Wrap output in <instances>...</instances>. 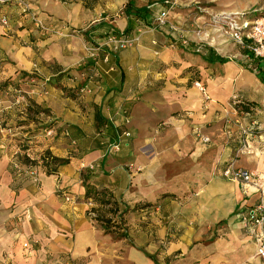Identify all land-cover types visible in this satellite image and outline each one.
I'll return each mask as SVG.
<instances>
[{
  "label": "crops",
  "instance_id": "obj_1",
  "mask_svg": "<svg viewBox=\"0 0 264 264\" xmlns=\"http://www.w3.org/2000/svg\"><path fill=\"white\" fill-rule=\"evenodd\" d=\"M27 1L44 24L64 32L89 27L88 37L124 34L128 19L126 35H135L163 9L132 0L145 8L143 19H135L124 12L129 0ZM2 15L10 27L0 25V79L75 72L80 40L39 37L12 4L0 5ZM151 40L108 52L106 62L97 63L101 80L91 95L70 99L47 87L46 96H34L50 113L42 123L53 128L51 137L27 139L25 118L0 130V264H264L240 225V212L255 204L259 191L221 175L232 161L230 146H223V109L233 94L264 101L260 70L248 69L242 56L243 62L221 64L210 50L202 57L180 49L159 55L166 67L151 76ZM195 71L209 100L189 82ZM7 106L0 105L4 125L12 123ZM25 141V150L16 148ZM116 143L118 149L109 150ZM252 145L234 166L256 172L264 191V145ZM45 152L66 163L52 173L41 160ZM29 158L38 165L37 183L12 170V161L25 166ZM105 217L121 219L124 236L104 232Z\"/></svg>",
  "mask_w": 264,
  "mask_h": 264
},
{
  "label": "rangeland",
  "instance_id": "obj_2",
  "mask_svg": "<svg viewBox=\"0 0 264 264\" xmlns=\"http://www.w3.org/2000/svg\"><path fill=\"white\" fill-rule=\"evenodd\" d=\"M146 1L149 4L159 2L160 7L167 10V20L173 29L167 26L154 28V18V21H152V23L147 27L137 28L140 29V33L127 35L128 37L134 39L135 42L132 46L121 50H131L137 47L141 44L144 37L152 39L151 41H153V43L151 44V48H148L146 51L151 52V55L156 57L155 61L149 65L151 76H154L155 73L160 72L166 67V64L162 62V58H159V55L163 52H168L172 55L176 54L175 52L182 53L180 49H187L194 55L202 57H206L208 50H210L218 56L227 59L228 62H243L241 57L242 52L239 51L238 47L231 42L223 45L222 47L224 49L219 51V45L217 44V42H219V38H217V34L213 32V29L217 26V24L221 25L222 23H228L233 19L243 20V17L240 14L249 13L253 9L263 8V0ZM88 2L92 4L94 0H88ZM151 16L153 15L151 14ZM88 31L89 27H85L80 30L71 29L67 32L62 30V35L48 34L44 36L36 31L41 38L55 36L58 38L74 37L75 39H78L81 41L80 45L82 54L72 67L75 72H66V74L64 73L53 77L40 76V78L35 74H24V72H22L18 73L16 76L0 79L1 109H4L3 105L5 103L8 105L7 109L9 114L7 116V120L12 121L9 125L2 124L1 119L4 118V115L2 114V111H0V130L9 128V126L12 128L18 122L25 121L24 119L21 120V118H25L30 121L29 124L31 125L30 127L26 125L22 128L23 130H21L24 132L28 131L26 136L28 137L27 139H30V141H34L35 143L40 139H47L51 136L47 135L46 130H49L51 127H45L46 125L42 122L44 121V118L50 115V113L48 110H44L40 108L41 106L36 105L33 97L37 95L40 97L46 96L47 94L45 92L47 91V87L56 88L58 90L62 89L61 91L64 93L62 96H68L70 99H74L75 97L81 98L92 94L93 87L97 81L101 80V76L98 70V65H95L94 62L88 58L89 54L87 48L95 47L99 44L102 45L107 31L104 34L95 37L94 35L88 37ZM182 41H185V44H182ZM197 48L200 49L199 53L196 52ZM105 51H108L107 48ZM99 62L100 61L97 63ZM172 64H174V62H172ZM261 66L264 67V63H261ZM93 67L96 68V75H92L91 81L88 82L86 79L87 76L90 75V70ZM198 72L199 71H195L190 76L191 79L189 82L192 86H194L193 83L195 81L201 82V76ZM85 84L89 85V88L91 89L89 94H82L79 91ZM237 96L239 97V95ZM239 98L242 99L241 97ZM242 100L249 103L253 108L249 115L244 114L247 111L245 107H234L229 101L226 108L223 109L225 110V112L223 111V114L226 116L225 118L228 117L223 131V134L228 141L223 146H230L231 162L237 160L239 154L250 153L252 148H254L252 145L253 142L264 145V101L250 102L244 99ZM230 114H232V118H229ZM253 120L256 121L255 127L257 129H253L251 131L252 137L248 138V146L243 148L241 143V129H250V123ZM14 121H16V123L13 124ZM226 131H229V133L227 134ZM68 137L70 142H74L70 136ZM249 143L252 145L251 147H249ZM27 144V141L19 143L15 142L16 148L20 151L25 150L28 146ZM35 163L36 161L33 162V165H35ZM229 163L230 160L225 162V165H228Z\"/></svg>",
  "mask_w": 264,
  "mask_h": 264
},
{
  "label": "built area",
  "instance_id": "obj_3",
  "mask_svg": "<svg viewBox=\"0 0 264 264\" xmlns=\"http://www.w3.org/2000/svg\"><path fill=\"white\" fill-rule=\"evenodd\" d=\"M12 4L17 8L19 13L27 17L31 22L33 28L39 32L42 36L48 34H56L62 35V29L54 28L49 25L44 24L43 20L37 16V14L33 11L32 5L27 0H0V5ZM263 8L253 9L250 12H260V15L253 20H248L244 18V14H240L243 17V20L233 19L228 23H222L221 25L217 24L214 27L213 32L217 34V38H219V51H221V47L226 45L227 43L235 44L239 51L242 52V57L246 61V65H248V69L251 71L258 73L256 62L264 63V0H263ZM167 10L163 8L160 10L154 21V28L160 27H170L173 29L171 25H169L167 20ZM0 25L9 29L10 20L6 15L0 16ZM136 33H140V29L136 30ZM135 40L128 37L126 34H115L112 31L106 33L104 37V42L102 45H97L95 47L87 48L90 60L97 65L98 61L106 62V55L108 52H117L121 49H125L134 44ZM182 44H185V41H182ZM107 48L108 51H105ZM196 52H200V49L197 48ZM218 52V51H217ZM220 57V56H219ZM96 68L93 67L90 70V75L87 76V81L90 82L92 79V75H96ZM95 73V74H94ZM194 87L198 89V91L204 96V99L209 100V97L206 94L204 86L196 81L193 83ZM80 93L89 94L91 89L89 85L85 84L79 90ZM229 102L234 106H243L246 108V112L244 114L249 115L252 112V106L240 99L237 95H232L229 98ZM256 121L253 120L250 123V129H241L242 134V147L246 148L248 146V138L252 137V130L257 129L255 127ZM47 135L51 136L53 134V129L50 128L46 130ZM228 134L229 131H226ZM125 136H129V133H124ZM64 136L68 137L69 134L67 131H64ZM202 143H209V139L206 137H201ZM73 143V141H71ZM118 149V144H113L109 147V150L116 151ZM30 162L22 166L16 161H12V170L16 176H25L29 178L34 183L39 181L38 174L39 169L37 166L33 165V159L29 158ZM221 175L229 180L237 181L244 185H254L256 186L258 193V198L255 204H253L247 210H243L240 212V225L242 229L252 237L255 242V253L258 257L264 260V191L259 188V176L256 172L249 171L247 169H243L240 167H235L234 162L229 163L222 171ZM65 200L73 199L68 194L64 195ZM90 209L88 214L95 221L96 213L91 210L93 205L90 203Z\"/></svg>",
  "mask_w": 264,
  "mask_h": 264
},
{
  "label": "trees",
  "instance_id": "obj_4",
  "mask_svg": "<svg viewBox=\"0 0 264 264\" xmlns=\"http://www.w3.org/2000/svg\"><path fill=\"white\" fill-rule=\"evenodd\" d=\"M145 8H141V9H136L134 7V3L132 0H129L125 6H124V12L127 15V17L129 18V16H132L135 19H143L144 14H145ZM260 15V12H249L246 13L244 15L245 18H247L248 20H253L254 18H257ZM252 18V19H250ZM131 30V20L128 19V24L124 30V34L128 33ZM211 51H209V54ZM218 63H225L228 60L224 59L223 57H219L217 56L216 59L214 60ZM257 65V69H259V79L262 83H264V70H263V66H261L260 62H256ZM50 128V127H48ZM52 128V127H51ZM42 162H44V164L46 163V167H50V171L53 173L55 172V169L53 168L54 165L57 164H64L66 163V161H60L59 159H56L54 157L49 156V153H44L43 156L41 157ZM89 191V190H88ZM94 210V209H93ZM102 223L100 225H102L101 227L103 228L104 232H111L114 233L116 232L117 237L119 236H124L123 232H120L121 229V219H115L113 220L111 217H105V218H101Z\"/></svg>",
  "mask_w": 264,
  "mask_h": 264
}]
</instances>
